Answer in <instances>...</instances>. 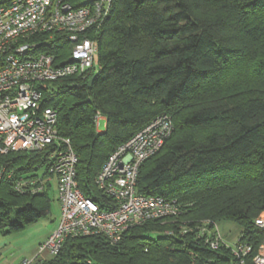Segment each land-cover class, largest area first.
Wrapping results in <instances>:
<instances>
[{"label": "trees", "instance_id": "1", "mask_svg": "<svg viewBox=\"0 0 264 264\" xmlns=\"http://www.w3.org/2000/svg\"><path fill=\"white\" fill-rule=\"evenodd\" d=\"M90 38L97 53L86 77L47 82L41 98L57 110L58 133L77 156L79 190L101 209L114 208L96 175L113 151L167 115L171 135L141 164L136 192L175 200L179 213L133 226L118 243L68 237L41 264H235L231 247L212 250V236L200 234L206 221L208 229L239 227L252 264L264 239L254 224L264 212V0H113ZM70 49L61 34L40 46L58 63ZM96 112L106 119L103 132ZM0 162L25 175L42 160L25 152ZM49 190L17 193L1 179L0 231L20 232L49 214Z\"/></svg>", "mask_w": 264, "mask_h": 264}, {"label": "built area", "instance_id": "2", "mask_svg": "<svg viewBox=\"0 0 264 264\" xmlns=\"http://www.w3.org/2000/svg\"><path fill=\"white\" fill-rule=\"evenodd\" d=\"M112 3L113 0H0V156L37 153L42 160L25 175L0 162V180L10 181L13 191L22 194H42L46 184L54 181L59 221L39 245V252L46 251L51 257L59 253L68 237L98 234L118 243L133 226L179 213L175 200L136 192L141 164L154 156L171 135L170 117L157 116L108 156L94 179L96 188L114 203V208L103 210L79 190L77 156L69 139L58 133L57 110L42 105V90L47 82L71 76L84 79L93 68L97 44L90 32L101 27ZM54 34L63 35L71 45L61 63L40 50ZM45 35L47 40L35 41ZM100 117L96 112L95 124ZM254 224L264 230V212ZM206 226L201 227L200 234L212 236L207 239L212 250L220 245L231 247L235 264H245L252 253L250 244L238 239L229 245L217 225L210 229ZM41 263L32 258L19 264ZM252 264H264V239Z\"/></svg>", "mask_w": 264, "mask_h": 264}, {"label": "crops", "instance_id": "3", "mask_svg": "<svg viewBox=\"0 0 264 264\" xmlns=\"http://www.w3.org/2000/svg\"><path fill=\"white\" fill-rule=\"evenodd\" d=\"M103 131L104 130H99L98 132ZM52 184L55 185L54 181L51 182V189ZM217 229L226 242L233 241V244H235L239 238L240 228L235 224L224 222L220 227L217 224ZM38 230L39 228L34 227L27 232L23 231V233H21L22 231H20L17 232L20 234L12 233L16 235L10 234L8 237L0 238V264H19L23 259L32 258H38L42 262L49 260L51 256L48 252H39V245L52 233L54 228L44 232L41 236Z\"/></svg>", "mask_w": 264, "mask_h": 264}, {"label": "rangeland", "instance_id": "4", "mask_svg": "<svg viewBox=\"0 0 264 264\" xmlns=\"http://www.w3.org/2000/svg\"><path fill=\"white\" fill-rule=\"evenodd\" d=\"M105 125H106V119L104 116H101L96 124V130H104L105 129ZM55 185L52 184V189L49 190L48 196L50 198V212L49 214H47L46 216L42 217L41 219H39L36 223H33L31 225H28L24 228V232H27L31 229H33L34 227L39 228V232H40V236L44 233L47 232L48 230H51L52 228H55L56 225L58 224L59 221V206H58V202H57V197H56V191H55ZM224 223V222H219L218 225L220 227V225ZM225 223H231V222H225ZM234 224V223H231ZM23 231L21 233H23ZM20 234V233H17ZM11 235H16V234H12ZM10 236V234H3L0 231V238H5ZM153 236V235H152ZM228 244L231 245L233 244V241H228Z\"/></svg>", "mask_w": 264, "mask_h": 264}, {"label": "water", "instance_id": "5", "mask_svg": "<svg viewBox=\"0 0 264 264\" xmlns=\"http://www.w3.org/2000/svg\"><path fill=\"white\" fill-rule=\"evenodd\" d=\"M94 77H95V76H94ZM94 77H92V78L88 81V86H91Z\"/></svg>", "mask_w": 264, "mask_h": 264}]
</instances>
